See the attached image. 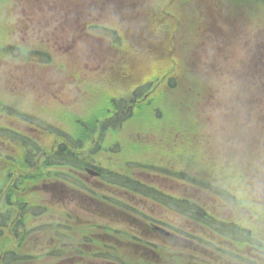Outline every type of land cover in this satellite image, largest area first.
<instances>
[{
  "label": "rangeland",
  "instance_id": "1",
  "mask_svg": "<svg viewBox=\"0 0 264 264\" xmlns=\"http://www.w3.org/2000/svg\"><path fill=\"white\" fill-rule=\"evenodd\" d=\"M0 218V264L261 261L264 0H0Z\"/></svg>",
  "mask_w": 264,
  "mask_h": 264
},
{
  "label": "flooded vegetation",
  "instance_id": "2",
  "mask_svg": "<svg viewBox=\"0 0 264 264\" xmlns=\"http://www.w3.org/2000/svg\"><path fill=\"white\" fill-rule=\"evenodd\" d=\"M82 160H83V158H81ZM78 161V160H77ZM92 165V164H91ZM79 168H80V170L82 171V172H78L79 173V175H81V176H83V177H85V178H87V179H91V178H96V179H98L99 180V185L101 186V188L102 189H104L105 187L106 188H109L110 190H111V195H113V196H115L116 197V199H117V203L116 204H113V205H110L109 207H107V208H111V213H110V216H109V218H110V223L111 222H114V221H116V220H118L119 218H120V216H121V211H122V209H124L123 211H125V209H129V211H134L135 210V208L133 207V206H131V205H120L119 204V202H120V194L118 193V191H119V187H117V186H119L118 184H116L115 182H116V180H119L120 178V176L121 175H119V174H116V173H112V172H110L109 170H99V168H93V167H90V166H87V160L85 159V160H83V163H80L79 162ZM89 168H92V169H94V170H96V171H98V173H99V175H98V177H93V176H91V175H89L88 173H86V170L87 169H89ZM101 189V190H102ZM70 191H76V190H74V189H71L70 188ZM103 191L104 190H102V193H103ZM103 197H104V194H103ZM71 199H73V198H71ZM72 203H74V202H72ZM108 204H106L105 203V201L103 200V203L101 204V206H103V208H105L106 206H107ZM124 215L125 214H123L122 216H123V218H124ZM97 216H99L100 217V219H102L103 220V218H105V214H104V212H102L101 210H100V213H98V215ZM128 220H129V222H131L130 224H132V222H134V223H137L138 221H137V216L135 217V215L133 216V215H131V214H129L128 215V217L127 216H125ZM0 219H2V218H0ZM138 225H139V227L138 228H140V226H142L141 227V234L142 235H144V236H146L147 234H150L151 233V231H154V228H152V226L153 225H158V226H162V227H164V228H167L166 226H163V225H161V224H154V223H151V224H149L148 225V222H146L144 225L143 224H140V223H138ZM1 227V226H0ZM100 227H101V229H102V231H101V234H100V237H101V239H103V241H105V237L107 236V232L105 231V226H103V225H100ZM168 229V228H167ZM168 230H170V235H168V237H164V239H165V241H168V242H171L172 241V236H174L175 235V233L176 232H173L171 229H168ZM112 232L114 233L115 232V229H113L112 228ZM156 232V231H155ZM157 233V232H156ZM109 236H111V234L109 233ZM132 237L131 238H129V242L130 241H132ZM102 241V242H103ZM112 245H116V242H108V244H107V242H105V244H104V246H107L108 248L110 247V246H112ZM113 247V246H112ZM113 250L115 251V246L113 247ZM105 253L102 251V252H98V255L101 257H103V256H105L104 255ZM109 257H111V258H116L117 257V255L114 253L113 254V252H110L109 253ZM72 259V258H71ZM102 259H105V258H102ZM260 261V260H259ZM259 261H257V264L258 263H260L261 261L262 262H264V258L263 259H261V261L259 262Z\"/></svg>",
  "mask_w": 264,
  "mask_h": 264
},
{
  "label": "trees",
  "instance_id": "3",
  "mask_svg": "<svg viewBox=\"0 0 264 264\" xmlns=\"http://www.w3.org/2000/svg\"><path fill=\"white\" fill-rule=\"evenodd\" d=\"M127 64V61L126 60H124V57L122 58V61H121V63L118 65V67L116 68V71L117 70H122L123 68H124V66ZM156 77V76H155ZM151 79H152V77H150V76H148V77H145V80L146 81H151ZM116 101V100H115ZM113 102H114V100H113ZM112 102V103H113ZM68 151V149H65L64 150V148H60L59 150H57V152H56V156H55V159L57 160V161H54L53 163H51L50 165H48V163L46 164V166H48V168H46V169H50V171L51 170H53V168H59L60 166H64L65 167V158H66V152ZM64 162V163H63ZM65 170H66V168H65ZM47 171V170H46ZM240 180V183H241V179H239ZM256 256H258L259 257V255H256Z\"/></svg>",
  "mask_w": 264,
  "mask_h": 264
},
{
  "label": "water",
  "instance_id": "4",
  "mask_svg": "<svg viewBox=\"0 0 264 264\" xmlns=\"http://www.w3.org/2000/svg\"><path fill=\"white\" fill-rule=\"evenodd\" d=\"M89 172H90V173H92L93 175H97V173H95V172H92V171H90V170H89ZM157 230H159V231H160L161 233H163V234H167V235H168V233H167V232H165V231H164V230H162V229H159V228H158Z\"/></svg>",
  "mask_w": 264,
  "mask_h": 264
}]
</instances>
